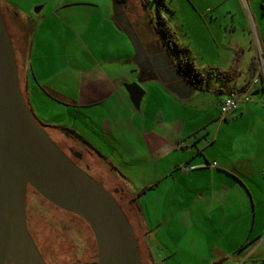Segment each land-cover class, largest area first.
<instances>
[{
    "label": "crops",
    "instance_id": "0c3cea01",
    "mask_svg": "<svg viewBox=\"0 0 264 264\" xmlns=\"http://www.w3.org/2000/svg\"><path fill=\"white\" fill-rule=\"evenodd\" d=\"M0 2L32 112L47 132L98 159L109 186L140 193L150 264H175L179 253L183 264L255 254L264 240V88L258 84L232 118L221 119L220 107L229 91L245 90L258 76L256 66L240 88L207 90L195 62L198 73L190 76L186 65L175 64L178 74L153 59L116 0H38L34 15L18 1ZM132 82L145 90L139 108L125 87ZM207 93L217 95L214 110L200 101ZM164 227L182 248L166 250L158 236Z\"/></svg>",
    "mask_w": 264,
    "mask_h": 264
},
{
    "label": "rangeland",
    "instance_id": "374dc122",
    "mask_svg": "<svg viewBox=\"0 0 264 264\" xmlns=\"http://www.w3.org/2000/svg\"><path fill=\"white\" fill-rule=\"evenodd\" d=\"M14 1H18L24 12L36 13L38 0ZM1 6L9 27V13ZM119 10L125 11L128 20L139 26L143 41L150 46L152 58L165 61L169 69L179 74L176 65L180 55L163 42V35L157 31L161 26L167 27L176 43L191 50L196 67L203 70L207 90L218 85L225 89L240 88L253 66L264 67V0H128ZM20 26L25 28L23 23ZM144 59H147L145 55ZM211 68L217 69V73L210 72ZM152 70L155 73V68ZM20 84L25 92L21 77ZM200 101L213 110L218 107L216 94L207 93ZM48 133L60 148L67 149L69 144L61 141L59 134ZM77 149L83 154L81 163L90 164L91 173L96 176L93 177L113 191V186H109L96 169L102 163L95 157L94 160L85 149ZM25 204L26 230L44 264L97 263L96 237L84 218L50 201L31 185H28ZM191 229L193 233L195 229ZM137 234V239L142 241L144 262L150 264L138 229ZM158 236L166 250L175 245L183 247L169 227L162 228ZM183 258L184 255L179 253L172 260L175 264H183ZM226 264H264V240L255 254L234 257Z\"/></svg>",
    "mask_w": 264,
    "mask_h": 264
},
{
    "label": "water",
    "instance_id": "95a60500",
    "mask_svg": "<svg viewBox=\"0 0 264 264\" xmlns=\"http://www.w3.org/2000/svg\"><path fill=\"white\" fill-rule=\"evenodd\" d=\"M125 87L139 108L145 90L136 82ZM28 185L86 220L96 237L97 264H142L139 241L113 194L118 189L110 191L77 165L30 109L0 2V264L9 256L18 264H44L26 230Z\"/></svg>",
    "mask_w": 264,
    "mask_h": 264
},
{
    "label": "trees",
    "instance_id": "16d2710c",
    "mask_svg": "<svg viewBox=\"0 0 264 264\" xmlns=\"http://www.w3.org/2000/svg\"><path fill=\"white\" fill-rule=\"evenodd\" d=\"M127 1L128 0H116V2L119 5H125L127 3ZM2 10H3V7H2ZM3 13H4V11H3ZM4 17H5V15H4ZM5 20H6V17H5ZM6 23H7V20H6ZM162 27L163 26L159 27V29L157 31H158V33L160 35H163V38L165 40L164 41L162 39L163 42H166V44L168 46H171L172 49L175 50L176 52H178V54L180 55V62L178 64L179 67L181 69H183V66L186 65L187 67H185V69L190 71L189 72L190 76H193V75L197 74L198 70L194 67V56H193L191 50L189 48H187V47L180 46L178 43H176L174 36L172 35L171 32H169L168 28L165 27V26L163 28ZM8 29H9V27H8ZM9 32L11 34L10 29H9ZM209 70H210V72L217 73V70H214V69H209ZM19 80H20V76H19ZM23 93H24V91H23ZM24 96H25V98L27 100L26 95H24ZM27 102H28V100H27ZM28 105L30 107L29 102H28ZM37 120H38V118H37ZM38 121L44 127V129L46 130L45 125L40 120H38ZM56 128L60 129L63 133H65L67 136H69L70 138L74 139L75 141H78V142L84 144V146L86 148L94 151L98 156H100L102 159H104V156L97 149H95L91 143H89L82 135H80L74 129H71V128H68V127H65V126H60V127H56ZM115 189H117V187L114 186L112 190L114 191ZM109 190H111V189H109ZM113 194H114L116 200L119 202V204L123 208L125 214L127 215L128 219H129V221H130V223H131V225L133 227L135 236L138 235L137 234V229L142 234L143 243H144V246H145L144 248H145V251H146L145 252L146 253L145 256L147 257V260H149V262L151 263L152 262V258H151L152 256H151V253L149 251V247H148L147 242H146L145 233H143V230H142L143 228L139 224L140 223V219H139L140 214H139V208H138L137 200H138V197L140 196V193H138V194H130L126 190H121L119 188L118 191L117 192H113ZM138 241H139V250H140V255H141V259H142V264H145L144 255L142 254L141 247H140V242H142V241H140L139 238H138ZM93 264H97V263L94 262Z\"/></svg>",
    "mask_w": 264,
    "mask_h": 264
},
{
    "label": "built area",
    "instance_id": "2783aa9c",
    "mask_svg": "<svg viewBox=\"0 0 264 264\" xmlns=\"http://www.w3.org/2000/svg\"><path fill=\"white\" fill-rule=\"evenodd\" d=\"M257 75L258 76H254L251 79V81L246 86L245 90H231L227 93L220 107L221 119L232 118L237 112L241 102L252 100V91L258 86V84H261L262 88H264V67L257 68Z\"/></svg>",
    "mask_w": 264,
    "mask_h": 264
},
{
    "label": "flooded vegetation",
    "instance_id": "af4514ba",
    "mask_svg": "<svg viewBox=\"0 0 264 264\" xmlns=\"http://www.w3.org/2000/svg\"><path fill=\"white\" fill-rule=\"evenodd\" d=\"M62 149L70 156V158L77 164V165H79L81 168H83V169H85L86 171H88V173H90L92 176H93V174L91 173V166H90V164H83V163H81L82 162V158H83V154H82V156L81 157H78V156H76L75 154H74V152L75 151H78V149L77 148H75L74 146H72V145H69L68 147H67V149H64L63 147H62ZM80 152V151H79ZM97 180V179H96ZM27 189H28V187H27ZM111 191V190H110ZM35 260V259H34ZM3 264H18L17 263V261L12 257V256H9V257H7L5 260H4V262H3ZM23 264H32V263H30V262H25V263H23Z\"/></svg>",
    "mask_w": 264,
    "mask_h": 264
}]
</instances>
